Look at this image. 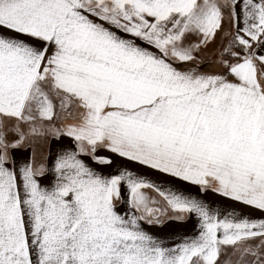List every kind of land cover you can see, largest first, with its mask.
<instances>
[{"label":"snow or ice","instance_id":"6c2138e0","mask_svg":"<svg viewBox=\"0 0 264 264\" xmlns=\"http://www.w3.org/2000/svg\"><path fill=\"white\" fill-rule=\"evenodd\" d=\"M0 264H264V0H0Z\"/></svg>","mask_w":264,"mask_h":264},{"label":"crops","instance_id":"0c3cea01","mask_svg":"<svg viewBox=\"0 0 264 264\" xmlns=\"http://www.w3.org/2000/svg\"><path fill=\"white\" fill-rule=\"evenodd\" d=\"M101 155H107V153H100ZM135 168L136 171L138 172H146L148 175L152 176L153 179H162L159 176H156L153 173L147 172L146 169L143 168H139L136 166H132ZM101 172L107 173L109 171H111V169H106V168H101L100 169ZM180 187H185L183 185H178ZM191 191H195V189H190ZM204 199H206L207 201H209L212 204H215L217 206H223V207H227V206H234V205H230L229 201L224 200L223 198L216 196L212 193H208ZM235 207H239L238 205H235ZM243 211L248 212V209H243ZM253 216H258L259 213L258 212H254L251 213ZM149 231L155 233L156 235H159L161 237H171L172 239H176L178 240L180 238L181 235L183 234H191L192 232V222L190 221L187 224H183V225H169L168 227L164 228V229H149ZM171 242V241H170Z\"/></svg>","mask_w":264,"mask_h":264},{"label":"rangeland","instance_id":"374dc122","mask_svg":"<svg viewBox=\"0 0 264 264\" xmlns=\"http://www.w3.org/2000/svg\"><path fill=\"white\" fill-rule=\"evenodd\" d=\"M209 52H211V49H209Z\"/></svg>","mask_w":264,"mask_h":264}]
</instances>
